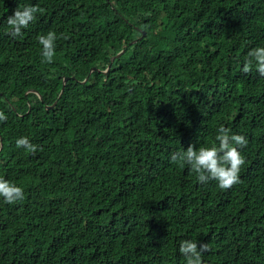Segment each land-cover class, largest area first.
I'll return each instance as SVG.
<instances>
[{"label":"trees","instance_id":"obj_1","mask_svg":"<svg viewBox=\"0 0 264 264\" xmlns=\"http://www.w3.org/2000/svg\"><path fill=\"white\" fill-rule=\"evenodd\" d=\"M18 5L43 12L13 38ZM255 47L264 0H0V177L25 192L0 198V264H186L184 240L210 245L203 264H264V77L243 72ZM221 125L248 139L228 190L170 162Z\"/></svg>","mask_w":264,"mask_h":264},{"label":"clouds","instance_id":"obj_2","mask_svg":"<svg viewBox=\"0 0 264 264\" xmlns=\"http://www.w3.org/2000/svg\"><path fill=\"white\" fill-rule=\"evenodd\" d=\"M42 12L43 9L38 6L18 5L5 21L10 30L9 35L13 38L21 37L23 30L27 29L35 21L37 15ZM57 39V33L54 31H49L38 37V42L42 46V62H53L56 55ZM253 66L259 76L264 77V47L251 49L243 58L244 73H249ZM30 93L35 92L31 91ZM6 119L5 114L0 112V121H6ZM217 133L215 137L217 143H213L211 146H200L198 149L195 145H190L187 150L174 151L170 155V162L180 168L187 166L202 185L215 181L221 190H228L240 182L239 174L246 163L241 149L246 150L248 139L243 132L223 125L217 129ZM16 146L32 154H35L38 149V145L33 144L28 137L18 138ZM2 148L0 147V149ZM242 174L243 170L241 178ZM0 198L5 203L15 204L24 200L25 192L21 186L0 177ZM211 250L208 243L199 244L194 240L181 241L179 246V252L184 257L186 264H203L204 254Z\"/></svg>","mask_w":264,"mask_h":264},{"label":"water","instance_id":"obj_3","mask_svg":"<svg viewBox=\"0 0 264 264\" xmlns=\"http://www.w3.org/2000/svg\"><path fill=\"white\" fill-rule=\"evenodd\" d=\"M144 36H145V32L143 33L142 36L139 37V39H142ZM139 39H134V40L132 41V44L136 43ZM125 52H126V49H123V50L120 51L118 54L112 56V57H111L112 62H113L115 59L120 58ZM96 69H97L96 67H92V68H91L89 75L85 78V80L83 81V83H85V82L88 80L90 74H91L94 70H96ZM109 69H110V65L107 67V69H106L104 72H105V73H108V70H109ZM67 82H68V77H65V78H64V84H63V89H62V91H61L60 97H61V96L63 95V93H64L65 85H66ZM31 91H32V92H35V93H38V94L41 96V94H40L36 89H32ZM56 103H57V102H56ZM56 103H55V104H56ZM47 108L49 109L50 107H47ZM1 148H2V145H1Z\"/></svg>","mask_w":264,"mask_h":264},{"label":"rangeland","instance_id":"obj_4","mask_svg":"<svg viewBox=\"0 0 264 264\" xmlns=\"http://www.w3.org/2000/svg\"><path fill=\"white\" fill-rule=\"evenodd\" d=\"M30 92H31V91L29 90V91L26 92V94H30ZM36 94H38V93H36ZM38 95H39V94H38ZM39 96H40V95H39ZM40 97H41V96H40Z\"/></svg>","mask_w":264,"mask_h":264}]
</instances>
